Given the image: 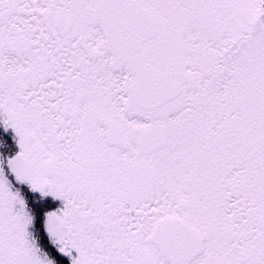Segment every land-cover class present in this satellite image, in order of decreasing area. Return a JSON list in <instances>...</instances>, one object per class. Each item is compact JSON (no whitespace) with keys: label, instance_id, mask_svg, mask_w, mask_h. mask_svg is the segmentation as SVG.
<instances>
[{"label":"snow or ice","instance_id":"6c2138e0","mask_svg":"<svg viewBox=\"0 0 264 264\" xmlns=\"http://www.w3.org/2000/svg\"><path fill=\"white\" fill-rule=\"evenodd\" d=\"M0 264H264V0H0Z\"/></svg>","mask_w":264,"mask_h":264}]
</instances>
